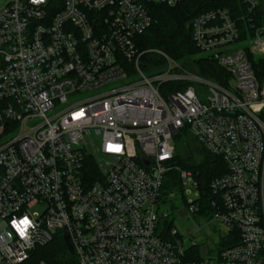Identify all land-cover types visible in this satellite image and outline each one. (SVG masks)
Listing matches in <instances>:
<instances>
[{
  "label": "built area",
  "instance_id": "obj_1",
  "mask_svg": "<svg viewBox=\"0 0 264 264\" xmlns=\"http://www.w3.org/2000/svg\"><path fill=\"white\" fill-rule=\"evenodd\" d=\"M181 1L10 0L0 9V264H50L34 252L57 236L69 238L74 264H264V77L251 61L264 56V23L247 15L245 27L243 13L221 6L193 17L199 55L228 74L215 82L197 72L198 55L186 66L140 49L150 5ZM238 1L250 14L261 0ZM153 52L162 66L146 73L142 58ZM183 129L228 166L205 214L239 239L213 254L174 226L177 193L163 196L175 168L185 213H204L192 172L173 164Z\"/></svg>",
  "mask_w": 264,
  "mask_h": 264
},
{
  "label": "trees",
  "instance_id": "obj_2",
  "mask_svg": "<svg viewBox=\"0 0 264 264\" xmlns=\"http://www.w3.org/2000/svg\"><path fill=\"white\" fill-rule=\"evenodd\" d=\"M216 6L228 8L234 17H238L243 13L244 19L241 24L245 27L250 23L249 16L254 17L253 21L257 24L264 23V19L260 18L264 14L263 0L250 14H247L245 6L238 0H183L174 6L154 3L150 5L153 22L151 27L139 37L140 49L162 50L186 66L189 65L187 62L188 57L198 55L193 62L197 72L209 80L222 83L224 77L228 76L226 70L214 59L199 55V50L194 44L189 27V22L194 16ZM251 61L258 76L264 77V56L251 57ZM162 62L156 53H146L142 58L141 66L146 73H149L153 64L160 67ZM191 138L194 141L190 139V134L186 129L180 130L175 135L176 153L173 164L192 172L198 183L197 188L199 191V196L195 201L202 208L200 212L210 213L213 211L212 201L216 197L211 188V182L215 177L224 174L228 170V166L220 156L212 154L193 137ZM192 142L200 148L197 154L190 147ZM162 191L164 198L171 193L180 194L182 192L178 171L171 170L167 173ZM182 200L188 203L184 196ZM165 223L168 231L171 220H166ZM165 234L166 237L169 236L168 232ZM238 239V232L236 230L230 231V233L228 232L223 236L219 245L220 247H227L236 243ZM192 251L194 259L200 258L199 247H194ZM34 254L37 259L50 264H74V256L69 252L64 237L57 236L48 245L37 247Z\"/></svg>",
  "mask_w": 264,
  "mask_h": 264
},
{
  "label": "rangeland",
  "instance_id": "obj_3",
  "mask_svg": "<svg viewBox=\"0 0 264 264\" xmlns=\"http://www.w3.org/2000/svg\"><path fill=\"white\" fill-rule=\"evenodd\" d=\"M9 1L10 0H0V9L6 6ZM237 46L238 44L235 45V47ZM191 137L192 136H190V139H192ZM190 147L195 154H197L200 149L199 146L193 142L191 143ZM173 170L177 171L175 168H173ZM171 200L172 203L177 207L176 216L174 215V226L179 228L181 231L186 232V234L191 232L194 235V242L201 241L200 243H203L202 246H207L206 249L209 254L215 253V251L220 247L219 242L223 239V236L229 231V226L216 220H211L210 222H208V215L205 213L201 215L205 219L200 217V215L197 216L185 213L186 204L178 193L174 194ZM170 206L171 203L167 204L166 208H170ZM201 251L203 253L204 249L202 248Z\"/></svg>",
  "mask_w": 264,
  "mask_h": 264
},
{
  "label": "water",
  "instance_id": "obj_4",
  "mask_svg": "<svg viewBox=\"0 0 264 264\" xmlns=\"http://www.w3.org/2000/svg\"><path fill=\"white\" fill-rule=\"evenodd\" d=\"M64 240H65V243H66V245H67V248H68L69 252H70L71 254H73L74 250H73V247H72V245H71V243H70V241H69V238H68L67 236H65V237H64Z\"/></svg>",
  "mask_w": 264,
  "mask_h": 264
},
{
  "label": "snow or ice",
  "instance_id": "obj_5",
  "mask_svg": "<svg viewBox=\"0 0 264 264\" xmlns=\"http://www.w3.org/2000/svg\"><path fill=\"white\" fill-rule=\"evenodd\" d=\"M24 223H27V221H25Z\"/></svg>",
  "mask_w": 264,
  "mask_h": 264
},
{
  "label": "clouds",
  "instance_id": "obj_6",
  "mask_svg": "<svg viewBox=\"0 0 264 264\" xmlns=\"http://www.w3.org/2000/svg\"><path fill=\"white\" fill-rule=\"evenodd\" d=\"M37 2H38V0H37Z\"/></svg>",
  "mask_w": 264,
  "mask_h": 264
}]
</instances>
